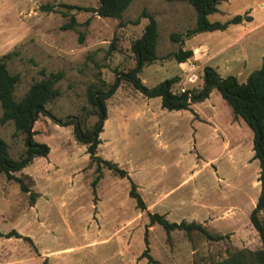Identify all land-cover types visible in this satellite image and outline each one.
I'll return each mask as SVG.
<instances>
[{
    "label": "rangeland",
    "instance_id": "374dc122",
    "mask_svg": "<svg viewBox=\"0 0 264 264\" xmlns=\"http://www.w3.org/2000/svg\"><path fill=\"white\" fill-rule=\"evenodd\" d=\"M98 4L99 0H0V57L10 54L7 68L19 76L17 99L32 83L63 72L56 85L60 95L45 108L62 124L77 118L83 130H91L97 117L92 115L89 89L106 93L119 83L105 101L107 120L97 155L130 176V180L121 179L103 169L93 188L96 166L89 163L87 147L75 140L73 126L40 115L33 125V140L46 145L49 153L14 174L30 178L24 182L33 199L17 182L0 174V264H149L141 257L147 230L152 264H213L235 250L261 249L249 220L260 192L259 163L252 160V131L240 118L238 127L229 129L232 110L216 90L187 111L170 112L161 108L159 98L145 105L147 100L120 78L135 66L131 42L141 37L148 23L142 16L147 14L156 20L159 39L158 60L139 74L145 86L177 77L173 92L180 88L198 92L205 58L197 63L187 60L190 64L180 71L171 55L202 45L211 55L239 33L245 34L239 47L244 49L241 55L246 63L230 64L221 73L246 82L264 65V0H223L208 17L210 22L224 23L235 16L250 20L229 25L225 31L194 34L182 43L172 41L170 35L195 27V11L186 3L133 0L120 20L69 9ZM68 24L71 29L64 28ZM191 64L202 74L195 88L186 81ZM146 109L154 110L152 115L161 127L157 135L142 113ZM209 119L220 127L219 132L207 123ZM231 134L237 143L224 149L223 139ZM0 138L11 158L17 160L25 153L26 135L16 134L12 123L0 124ZM131 182L141 187L147 203L154 193L162 198L167 208L157 207L150 213L170 211L165 218L171 223H204L212 234L226 237L213 241L197 231L190 236L173 231L168 236L158 224L149 227L148 211L139 210L129 196ZM10 232L22 237L7 238Z\"/></svg>",
    "mask_w": 264,
    "mask_h": 264
},
{
    "label": "trees",
    "instance_id": "16d2710c",
    "mask_svg": "<svg viewBox=\"0 0 264 264\" xmlns=\"http://www.w3.org/2000/svg\"><path fill=\"white\" fill-rule=\"evenodd\" d=\"M166 2H183L191 6L196 14L195 27L187 30L184 34L173 33L170 39L174 42L182 43L183 38H188L197 33L225 31L229 25L241 24L244 20L235 16L224 23L210 22L208 17L217 11V5L223 0H164ZM133 0H99L96 8H80L78 6H69V9L91 12L103 19L120 20L123 13L127 10ZM143 18L148 19L141 37L131 42V52L134 58L135 66L122 74L120 80L130 84L144 98L161 99V108L167 111H187L190 106L197 102H203L208 99L212 91L216 90L225 103L231 108L234 118H240L253 133L252 139V160L259 163L258 182L260 185L259 196L255 208L249 215V220L258 233L262 247L257 251L235 250L228 253V256L213 264H264V65L251 73L246 82L239 83L238 80L229 76L222 78L217 71L209 66L203 69V86L198 92H186L178 94L172 91V87L179 82V78L173 77L167 79L154 87H147L139 78L142 69L158 60L156 49L159 39L158 25L152 15L143 14ZM74 22V18H71ZM65 29H71L72 25L64 26ZM113 50V44L110 46ZM177 63H184L193 57L190 50H178L171 55ZM10 54L0 57V124L12 123L16 134H25L26 150L19 159H13L8 152L7 144L0 138V174H4L8 181H15L19 184L24 194H30L29 186L24 182V178L30 179L24 175V178L14 176L21 172L25 167L32 163L36 157H46L49 149L46 145L36 143L33 140V125L40 115L52 118L56 123L62 126H73V135L77 142L86 146V153L89 156V163L95 165L96 179L92 182L95 188L102 177V170L107 169L121 179H128V173L119 168L117 164L102 159L97 155V149L101 144L100 134L103 131L104 123L107 120V107L105 101L111 97L119 88L116 82L110 86L104 93L100 88L91 87L89 89V103L93 107L92 115L97 117L91 130H83L77 118L71 122L62 124L56 120L51 112L46 110V105L60 95L56 87L57 83L63 78L64 73H50L40 81L32 83L28 91L20 98L15 97V91L19 84V76L9 72L6 60ZM130 198L137 203V208L146 211L145 203L137 192L133 182L130 185ZM31 200L33 199L30 194ZM149 227L158 224L164 228L168 236L173 231H182L190 236L193 231L202 233L206 238L213 241H220L226 236L212 234L206 226L182 221L180 223H171L165 216L148 213ZM148 230L145 233L146 249L142 253L143 258H147L149 264L153 263L151 256L148 255ZM2 235L0 234V237ZM16 236L21 238L16 232H10L7 238ZM24 240L31 242V239L24 237ZM46 264V262H44Z\"/></svg>",
    "mask_w": 264,
    "mask_h": 264
},
{
    "label": "crops",
    "instance_id": "0c3cea01",
    "mask_svg": "<svg viewBox=\"0 0 264 264\" xmlns=\"http://www.w3.org/2000/svg\"><path fill=\"white\" fill-rule=\"evenodd\" d=\"M254 28H257V26L256 27H253L252 29H254ZM244 37H245V34L239 33L238 35H236V37L234 39H232L231 41H229L227 44L221 46L215 52L213 51L211 55L208 54L210 52V50L205 45L198 46V47H193V51L190 50L193 53V57L191 59H189V60H191L192 62H196L197 63L202 58H205V60H204V64H205L204 66L205 67L207 66L206 64H208L209 62H213V65L212 66H209V67L214 68L217 71V73L222 78H224V76L222 75L221 71L227 69V67L230 64L241 63V64L245 65V63H246V61H245V58L246 57L243 56V55H241V52L244 51V49H243V47H239V44H241V41L243 40ZM237 48H239V49H237ZM178 64H179V67H180V71H182L181 70L182 69L181 66H183L185 64L184 63H178ZM239 83H244V82H239ZM145 99L147 100L145 102V105L148 104V103L149 104H152V102H150V99H147V98H145ZM153 99H155V98H153ZM191 106H190V108H191ZM155 109H156V107H155ZM153 111L150 110V109H146L142 113L143 114L145 113V115L148 116V123L156 130L155 133L157 135L158 131L161 132V127H160V125L157 124L155 117L152 115ZM195 118L196 119H199V120H202L199 117V115H195ZM238 119L239 118H234V116L232 117L231 122L229 124V127H230L229 129H236V127H238V125H237ZM207 123H209L211 126H213L214 132H219L220 131V127L215 123V121L213 119H211V120L209 119V121H207ZM223 142H224L223 143L224 144V149H228L229 150L232 147V145H235L237 143V140L231 134V135L225 136L224 139H223ZM139 188H141V187L139 185H137L136 186V189H137V192L140 194L141 193V189H139ZM194 193L195 194H198L199 193L198 192V188H195ZM166 195L167 194H165L164 196H166ZM140 196H141V194H140ZM142 200H143V198H142ZM143 202L145 203L146 210L148 211V213H150L149 212L150 210L155 209L157 207L158 208L159 207L167 208L163 204L162 198H160L156 193H154V199L152 200V202L150 204L147 203V201H145V200H143ZM164 212L165 213H163V216H167V214L170 211H164ZM208 219H209V217H208ZM194 222H196V221H194ZM196 223H199V222H196ZM199 224H201V223H199ZM202 225H205V224L203 223ZM49 254H51V253H47L46 256L49 255Z\"/></svg>",
    "mask_w": 264,
    "mask_h": 264
},
{
    "label": "built area",
    "instance_id": "2783aa9c",
    "mask_svg": "<svg viewBox=\"0 0 264 264\" xmlns=\"http://www.w3.org/2000/svg\"><path fill=\"white\" fill-rule=\"evenodd\" d=\"M184 64L188 65L190 63H185ZM188 71L187 72V75H186V81L188 84L192 85L194 88L196 87L197 85V82L199 81L200 79V76L202 75H199V69L198 67H195V65L191 64L190 65V68H188ZM186 92H191V90H188L186 88H180L179 92H177L178 94H182V93H186Z\"/></svg>",
    "mask_w": 264,
    "mask_h": 264
}]
</instances>
